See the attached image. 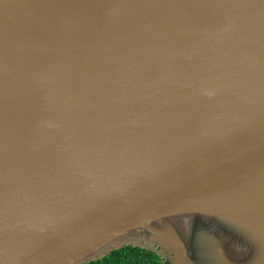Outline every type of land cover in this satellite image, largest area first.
<instances>
[{"label":"water","instance_id":"1","mask_svg":"<svg viewBox=\"0 0 264 264\" xmlns=\"http://www.w3.org/2000/svg\"><path fill=\"white\" fill-rule=\"evenodd\" d=\"M127 244L264 264V0H0V264Z\"/></svg>","mask_w":264,"mask_h":264},{"label":"trees","instance_id":"2","mask_svg":"<svg viewBox=\"0 0 264 264\" xmlns=\"http://www.w3.org/2000/svg\"><path fill=\"white\" fill-rule=\"evenodd\" d=\"M84 264H170L156 251L138 245H123L110 251L101 258Z\"/></svg>","mask_w":264,"mask_h":264}]
</instances>
